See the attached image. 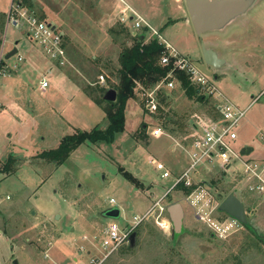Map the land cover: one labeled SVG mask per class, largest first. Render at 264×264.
Masks as SVG:
<instances>
[{
  "label": "rangeland",
  "instance_id": "374dc122",
  "mask_svg": "<svg viewBox=\"0 0 264 264\" xmlns=\"http://www.w3.org/2000/svg\"><path fill=\"white\" fill-rule=\"evenodd\" d=\"M10 2L0 0L1 29L5 28ZM99 2L32 0L33 11L45 18L39 19L48 20L63 34L71 57L60 67L69 65L63 71L54 67L22 32L7 28L5 52L18 42L17 48L26 60L17 73L2 79L0 86V102L4 105L0 111V170L11 161L9 172L0 171V264H77L75 258L77 262L85 260L76 252L81 238L99 241L109 222L126 225L133 216L150 209L149 216L134 230H139L135 246L126 250L128 244L123 245L102 264H264V200L240 192L244 183L239 177V163L232 164L229 172L203 165L190 180L195 187L192 192L207 191L208 208L217 205L212 213L217 219L228 216L218 211L226 191L242 202L247 222L234 224L225 238H218L196 219V210L186 200L190 194L179 190L181 184L168 191L188 166L181 147L193 116L206 115L216 103L213 97L203 103L189 100L175 79L172 88L164 87V104L157 100L160 113L156 110L150 114L137 95L128 101L125 129L111 143H84L60 165L39 158L43 151L57 148L67 135L107 127L102 108L88 100V93L90 88L98 91L116 82L119 54L132 44L128 39L118 41L109 31L121 25L124 15L128 20L122 25L131 33L145 31L133 28L129 11L121 15L125 5L120 0ZM124 2L180 57L189 59L227 100L245 111L236 128L234 149L251 148L242 158L264 163V0H254L245 14L223 30L201 35L193 30L184 0ZM145 36L150 37L149 32ZM203 48L216 52L223 65H207ZM12 61L13 57L9 59ZM47 69H51V75L46 74ZM43 74L50 86L40 93L34 87ZM100 75L103 85L97 83ZM164 116L171 121L167 129L162 126ZM155 127L163 134L153 137ZM149 159L161 163L170 176L162 178V171L156 170ZM123 171L131 174L140 188L128 182ZM161 197L164 212L160 214L155 204ZM176 204L182 212L181 231L172 238L173 226L166 208ZM109 208L119 209L118 219L99 216ZM165 222L167 226L158 225Z\"/></svg>",
  "mask_w": 264,
  "mask_h": 264
},
{
  "label": "built area",
  "instance_id": "2783aa9c",
  "mask_svg": "<svg viewBox=\"0 0 264 264\" xmlns=\"http://www.w3.org/2000/svg\"><path fill=\"white\" fill-rule=\"evenodd\" d=\"M120 2L125 5L121 15L123 16L126 11L130 12L131 15L129 20L133 21V28L137 31L146 29L150 36L155 37L158 42L163 45L164 51L160 58V64L167 66L172 62L173 68L185 72L189 76L190 82L198 88L201 94L205 97H213L216 100L214 105L215 116L207 114L204 116H193L194 119H192L190 125V132L184 135L182 139L184 143L182 147L180 146L186 154L188 166L175 179L174 184L168 191L179 184H182L184 188H190L191 175L196 174L203 165L216 167L223 172H229L232 170V164L239 163L242 166V173L239 177H241L244 183V186L240 187V192H245L246 195L255 197L257 200H264V163L242 158L243 156L240 153L241 150L236 151L234 149V141L237 139L236 128L239 126L245 111L239 109L227 100L211 85L210 81L189 59L180 57V53L172 45L167 43L163 36L158 31L154 30L130 6L126 5L123 0H120ZM6 15L5 28H0V86L2 79L17 73L19 67L23 62L25 63L26 60L17 48L18 42H15L12 47V49H16V52L12 56L6 58L8 53L12 51V49H10L7 53L5 52L8 27L14 28L17 33L22 32L29 42L37 45L42 55L48 59L54 67L60 68L66 64L67 57L63 34L55 26L45 20L39 19L32 9L22 5L19 0H11ZM126 20H128V18L124 15L120 18V23L123 24ZM136 33L137 32H135V34ZM12 57L14 61L9 62V59ZM46 74L51 75V69H47ZM172 79L174 78L170 72L164 79V82L158 84L151 92L146 91L141 93V97L145 102L144 108L150 114L155 113L157 110L156 95L158 89L163 86L172 88L175 85ZM97 83L100 85L104 84V77L102 75L98 77ZM49 86L50 82L46 75L43 74L38 82V86L34 88L40 93H43ZM263 93L264 89L261 94ZM1 108L2 105L0 102V109ZM151 134L153 137H158L163 134V131L161 128L155 127ZM149 162L155 165L156 170L162 171V178H168L170 176L168 170H166L161 163L153 159H149ZM205 191L204 189L196 190L190 193L189 196H186V200L189 201L191 206L196 210V219L206 224L211 232L218 238H225L231 233L233 225L237 224L238 221L226 215L224 216L227 218L222 220L214 217L212 213L215 211V208H217V205L208 208L210 205V197L207 195V191ZM162 200L163 197L159 199L160 202L155 204L160 214L164 212V208L160 207ZM110 203L114 204L115 201L111 199ZM151 212L152 209L140 216H133L132 220L126 225H119L113 221L109 222L103 228L102 236L99 241L91 237L81 238V244L78 246L76 252L77 255H84L85 260L77 262L75 258L74 262L77 264H102L112 252L128 244L130 234L134 232L137 225L145 220ZM166 222L158 223V225L160 227L167 226Z\"/></svg>",
  "mask_w": 264,
  "mask_h": 264
},
{
  "label": "trees",
  "instance_id": "16d2710c",
  "mask_svg": "<svg viewBox=\"0 0 264 264\" xmlns=\"http://www.w3.org/2000/svg\"><path fill=\"white\" fill-rule=\"evenodd\" d=\"M20 1L22 5L33 10L34 5L32 0ZM39 18L45 19L43 14H41ZM144 30L145 31H141L139 35L136 34L133 36L128 28L121 24L119 27H116V30L113 28L109 31L110 34H115V37H118V41L121 39L124 41L128 39L132 44L124 47L119 54L118 68L116 69L115 74L116 82H113L112 85L109 86L99 87L98 91L90 88L92 91L88 93L89 99L102 108L108 121L107 127L104 130L95 127L89 132L76 131L71 135H67L60 140L57 148L43 151L38 155L39 158L49 160L50 162L54 161L56 165H60L69 158L73 151L84 143H111L114 140V136L117 133L123 132L125 129V109L127 102L133 101L136 98V95L139 97L140 102H142L143 99L141 93L146 91L151 92L158 84L164 82V79L170 72L172 73V77L178 83L179 88L189 100L198 103L208 101L207 97L201 94L198 88L190 82L189 76L185 72L174 69L172 62L167 66L160 64V58L164 51V47L155 37L150 36L146 38L145 34L147 30ZM108 78L110 79L109 76ZM109 89L114 90L116 93V99L114 102L104 100V95ZM97 92H99V94H97ZM165 95L166 92L164 86L160 87L156 95V99L160 104H164ZM141 104L144 103L142 102ZM160 104L157 109L158 113L162 112ZM214 105L215 104L213 103L211 110L210 112H207V115H216L213 112ZM160 118H162V116H160ZM163 119L164 122L162 123V126L164 129H167V124L171 123L170 118L164 116ZM141 127L145 128L146 125L142 124ZM173 132L174 131L170 129V133ZM10 163L11 161L8 160L0 171L9 172ZM121 174L133 186L140 188L141 185H139L138 181L134 179L131 174L125 171L121 172ZM178 188L185 195H188L195 187L184 188L181 184ZM228 195L229 193L226 191L223 197L225 198ZM135 233L138 235L139 230L135 231ZM126 250H129V247H127ZM121 252L123 253L124 251L121 250Z\"/></svg>",
  "mask_w": 264,
  "mask_h": 264
},
{
  "label": "water",
  "instance_id": "95a60500",
  "mask_svg": "<svg viewBox=\"0 0 264 264\" xmlns=\"http://www.w3.org/2000/svg\"><path fill=\"white\" fill-rule=\"evenodd\" d=\"M253 1L254 0H184L190 23L197 35L224 29L231 21L245 14L251 7ZM132 35H136L135 32H133ZM15 52L16 49L13 48L6 58L12 56ZM202 56L207 65L216 68L224 63L223 59L218 58L217 54L211 49L203 48ZM115 99V91L112 89L107 90L104 95V100L114 102ZM251 150V148H242L240 153L241 155L247 156ZM167 211L172 215L171 221L173 229L171 231V237L173 238L181 231L182 212L178 204L169 206ZM218 211L223 212L241 224L247 222L243 204L234 194H229L222 200L219 204ZM119 215L120 211L118 208L105 209L99 213V216L104 219H118ZM135 243L136 233L133 232L128 238L129 248H133ZM13 264H16V262L14 261Z\"/></svg>",
  "mask_w": 264,
  "mask_h": 264
},
{
  "label": "crops",
  "instance_id": "0c3cea01",
  "mask_svg": "<svg viewBox=\"0 0 264 264\" xmlns=\"http://www.w3.org/2000/svg\"><path fill=\"white\" fill-rule=\"evenodd\" d=\"M124 1V0H123ZM99 3H101V0H100V2ZM125 3V2H124ZM98 6H99V4H98ZM128 6H130V5H128ZM131 8H132V6H130ZM105 16V15H104ZM47 22H49L48 20H46ZM223 30V29H222ZM64 47H65V51H66V56H67V59H68V61H69V58H71L70 57V55H68V53H67V47H66V43H65V45H64ZM216 53V52H215ZM217 54V53H216ZM218 56V55H217ZM219 58V57H218ZM69 65H67V66H65V67H63V68H60V70L61 71H63V70H66L65 68L66 67H68ZM59 69V68H58ZM62 79H64L65 81H66V79L64 78V77H61ZM67 82V81H66ZM68 83V82H67ZM88 100H90L89 98H88ZM91 101V100H90ZM92 102V101H91ZM1 105H2V108H4V105H3V103H1ZM2 108L0 109V111L2 110ZM62 139V138H61ZM176 214V213H175ZM170 215V217L172 216L171 215V213L169 214Z\"/></svg>",
  "mask_w": 264,
  "mask_h": 264
}]
</instances>
